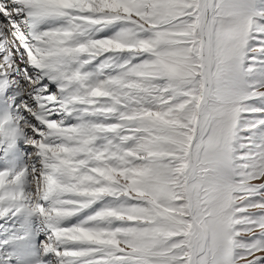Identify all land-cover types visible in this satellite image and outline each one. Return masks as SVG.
Returning a JSON list of instances; mask_svg holds the SVG:
<instances>
[{
    "label": "snow or ice",
    "instance_id": "6c2138e0",
    "mask_svg": "<svg viewBox=\"0 0 264 264\" xmlns=\"http://www.w3.org/2000/svg\"><path fill=\"white\" fill-rule=\"evenodd\" d=\"M0 264H264V0H0Z\"/></svg>",
    "mask_w": 264,
    "mask_h": 264
},
{
    "label": "rangeland",
    "instance_id": "374dc122",
    "mask_svg": "<svg viewBox=\"0 0 264 264\" xmlns=\"http://www.w3.org/2000/svg\"><path fill=\"white\" fill-rule=\"evenodd\" d=\"M0 223H3L2 221H0Z\"/></svg>",
    "mask_w": 264,
    "mask_h": 264
}]
</instances>
